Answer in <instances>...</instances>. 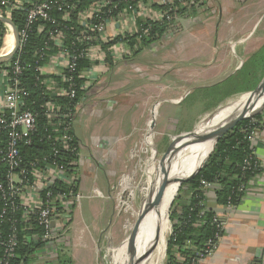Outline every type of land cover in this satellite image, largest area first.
Returning a JSON list of instances; mask_svg holds the SVG:
<instances>
[{
    "label": "built area",
    "instance_id": "obj_1",
    "mask_svg": "<svg viewBox=\"0 0 264 264\" xmlns=\"http://www.w3.org/2000/svg\"><path fill=\"white\" fill-rule=\"evenodd\" d=\"M182 3L184 6H196L198 2L182 0ZM172 4L173 0H0V16L12 20L14 12H26L24 23L18 29L20 44L16 54L7 62L0 63V93L3 100L0 107V199L6 204L0 209V264H10L18 246V234L4 235L2 230L3 222L10 219L11 214L21 212L23 222L34 220L44 228L41 240L45 244L53 245L61 240L65 221L71 216V203L82 197L78 192L76 161L68 164L65 161L68 154L79 152L74 134L77 110L81 104L76 100L77 92L92 89L96 83L94 76L105 69L109 55L115 58L117 53L122 57L124 46L128 48L131 42L130 38H136V43H139L150 36L154 22L171 21L174 18ZM55 11L59 13V18L52 14ZM124 13L126 18H139L142 22L123 32H110L111 27L125 18ZM74 18L77 25L73 24ZM39 21L50 23L51 29L44 46L33 55L34 64L33 61L24 60L22 55L34 30L37 29L39 33L45 31L44 24L37 25ZM5 25L14 35L12 27L7 23ZM69 33L71 40L68 39ZM14 46L15 40L10 47L5 48L3 44L0 54L10 53ZM55 58L59 61L55 67L57 73L53 76L58 78L59 84L50 93H43L46 101L42 108L46 125L56 127L59 135L56 140L48 137L53 142L49 156L26 164L22 147L32 145L39 123L38 114L26 108L29 92L24 87L22 76L25 70L34 68L40 76H44L39 82L41 90L42 85H49L51 80L56 79L51 77L50 80L46 64L40 62ZM82 60L89 65L81 75L85 81L80 83L76 81L75 74ZM255 134V130L248 133L251 144L254 143ZM253 149L255 152L254 144ZM254 158L255 167H260L259 160L256 156ZM246 163L251 165L249 160ZM2 167L7 169L4 177L1 176ZM201 183L205 191L213 188L211 182L202 180ZM232 206L231 203L227 205ZM214 221L222 231L224 222L218 214L214 216ZM216 236L219 238V233ZM208 244L212 247L205 251V256L212 254L217 247L212 239Z\"/></svg>",
    "mask_w": 264,
    "mask_h": 264
},
{
    "label": "rangeland",
    "instance_id": "obj_2",
    "mask_svg": "<svg viewBox=\"0 0 264 264\" xmlns=\"http://www.w3.org/2000/svg\"><path fill=\"white\" fill-rule=\"evenodd\" d=\"M235 1L237 5L233 12H227L228 22L233 21V16L235 21H240L241 28L235 39L248 42L255 52L264 44V0ZM197 2L202 8L200 16L203 20L216 12L217 5H213L212 0ZM195 7L188 11L193 12ZM207 12L209 16L204 17ZM248 20H252L250 30L245 26ZM201 25V30L207 33L205 21ZM173 26L168 29L172 33L170 38H180L182 30ZM235 33L231 32V36ZM156 42L151 48L150 45L145 47L142 43L130 42L128 48L124 46L122 57L117 53L115 58L109 55L111 67H108V74L101 72L92 87V90L100 92L85 97L77 110L76 119L82 120V129L79 128L82 138L92 133L94 139L98 137L107 143L92 163L98 166L97 180L109 188L107 203H101L104 210L108 209V216H86L87 226L83 228L81 242L77 244H81L80 251L73 250L71 230L74 219L69 216L63 227L62 238L65 237L64 244L67 245L60 253V264H81L89 260L90 252L94 264H117L123 245L138 223V214L150 196L152 198L159 191L162 171L176 162L184 141L219 109L257 88L251 89L249 85V90L210 96L208 89L213 85L193 87L207 85L210 81L195 80L188 84V62L176 60L175 56L166 58ZM148 48L155 57L139 56L137 61L133 60ZM170 48L175 49L176 45L172 44ZM215 61V58L207 60L204 67ZM191 87L194 89L189 91ZM90 125L91 130L87 128ZM169 160L171 163L168 165ZM81 162L83 164V159ZM75 166V171H79V159ZM94 192L99 193L97 189ZM173 210L172 204L168 210L167 227L170 228L167 240L172 233Z\"/></svg>",
    "mask_w": 264,
    "mask_h": 264
},
{
    "label": "crops",
    "instance_id": "obj_3",
    "mask_svg": "<svg viewBox=\"0 0 264 264\" xmlns=\"http://www.w3.org/2000/svg\"><path fill=\"white\" fill-rule=\"evenodd\" d=\"M212 1L213 5H217V8L216 12L213 11L214 14L211 17L203 20L200 16L202 8L196 4L193 12L187 11L176 17V22L173 27H179L182 30L180 38L177 36L171 39L172 33L168 30V32L158 40L166 58L175 56L176 60L180 59L186 63L188 62V84L194 83L195 80L202 82L204 80H209V83L212 82V84H199L193 87L211 86L224 81L233 75L244 61L248 60V58L264 46L263 44L255 52H252L253 49L250 47L251 44L248 46V42L242 43L241 41H236L235 38L239 32L238 30L241 28L240 21H235V16H233V21L228 22L230 19L227 16V12H233V9L236 7L237 4L235 0ZM240 10L241 9H239V11ZM209 14L210 13L207 12L204 17L209 16ZM123 17L125 18L118 21L115 26L109 29L110 32H123L130 28H134V26L136 27L142 22L139 18H126L127 15H125V13ZM202 21L206 23V29H208L207 33L201 30ZM246 23L245 26H247L249 30L252 29V20H248V25H246ZM231 32L236 33L234 36H231ZM11 39L12 42L15 40L14 35L7 28L3 43L5 48L11 46ZM156 43L157 42L152 43L149 47L151 48V46ZM172 44L176 45L175 49L170 48ZM221 52H223L222 57ZM153 53L154 52L149 49L141 55H136L133 60L137 61L140 57L145 56L153 58L155 57ZM214 58L216 59L214 64L207 68L204 67L207 60H214ZM58 61V58H55L46 64V73H48L50 80L51 77L56 79V76L53 75L57 73L55 67ZM109 66L110 63L107 62L105 69L101 67L104 75L106 73L108 74L107 70H109ZM99 74L94 76L96 82L99 79ZM58 81V78L56 81L51 80L49 84L51 90L55 89V85L59 84ZM192 89L194 88L191 87V89L188 90L192 91ZM99 92L98 90L96 92L94 89H91L89 92H84L81 103L88 95H94ZM2 101V94L0 93V107L3 103ZM260 114L261 123L260 127L255 130L256 134L253 144L255 147V155L259 160L262 171L252 180V183L249 184L241 202L232 207L217 203L214 188L206 190V206L208 209L214 210L219 215L220 219L223 220L224 229L222 236L219 237L214 252L201 258L198 264H264V112ZM76 120L74 124V134L79 145V171H76V176L78 179V192L82 194V197L71 203V216L74 219L71 236L74 240L73 250L80 251L81 244L78 246L77 244L81 242L82 230L87 226V219L85 220L86 216H108V209L104 210L101 203H107L109 188L107 184L103 183L101 180H97L96 171L98 166L92 163L94 157L96 158L97 154L101 153L107 143L106 141L101 142V139L98 137L94 139L92 133L82 138L80 133V129H82V120ZM87 128L91 130L90 128H92V126L90 125ZM82 159L83 164L81 162ZM96 189L99 191L98 194L94 192ZM169 228L170 226L167 227L165 235L166 245L163 256L165 260L163 264L166 262L167 235L169 233ZM62 239L63 241L60 240L61 243L60 241L53 245L44 243V245L36 248L24 264H60V253H62L63 246L67 245L66 243L64 244L65 237ZM88 257L89 260L81 264H94L91 252ZM163 259L160 261L161 263Z\"/></svg>",
    "mask_w": 264,
    "mask_h": 264
},
{
    "label": "trees",
    "instance_id": "obj_4",
    "mask_svg": "<svg viewBox=\"0 0 264 264\" xmlns=\"http://www.w3.org/2000/svg\"><path fill=\"white\" fill-rule=\"evenodd\" d=\"M193 7L195 6H184L182 0H173L171 13L174 18L171 21L154 22L150 36L144 37L139 43L147 47L158 41L172 25H175V17ZM52 14L58 18L60 17L56 11L52 12ZM25 16L26 12L24 10L13 13L12 21L18 29L22 27ZM73 21V24L77 25L75 18ZM42 24L45 25V31L39 33L35 29L29 42L23 48V59L33 61L34 64L33 55L37 49L44 46L48 32L51 29L50 23L37 22V25ZM6 29L5 23L0 21V49L4 43ZM68 37L71 40L72 36L70 33ZM130 41L133 44L137 40L136 38H130ZM47 62H40V64L45 65ZM108 62L110 63V59H108ZM88 65L87 61H80L79 70L75 74L77 82L83 83L85 81L81 75ZM262 77H264V47L248 58L240 70L224 81L210 87L208 89L210 91L209 95L218 94L221 96L238 90H249V85H251V89L256 88ZM43 78L44 76H40L34 68L25 70L22 76L24 87L29 92V97L26 98V108L38 114L39 123V130L33 136L32 145L22 147V155L26 164L42 156H49L53 142L48 137L52 136V140H56L59 135L56 127L46 125L42 108L46 97L43 93H50L51 88L49 85H42L43 90L39 89V82ZM83 94L84 92L81 90L77 92V102H81ZM260 123V113L253 118H246L239 122L218 142L206 164L202 166L209 153L201 157L198 165L188 175V179L183 183L180 190V192H184H179L173 203L174 210L171 220L174 223L172 233L167 242L165 264H198L200 259L205 256V251L212 247L208 244V241L212 239L216 243L218 242L219 238H217L216 234L219 233L221 237L223 230L219 231L218 223L214 221V216L217 213L206 206V191L201 182L205 180L213 183L218 204L224 206L229 203L232 205L239 204L246 193L249 182L255 179L262 171L261 167H255L254 157L256 155L253 144L248 140V133L258 129ZM78 157L79 155L76 151L74 154H68L65 161L68 164L70 161H77ZM246 160L251 162L250 166L246 163ZM6 171V168H1L2 177L5 176ZM242 187L244 188L241 189ZM3 207H6V204L0 199V209ZM10 219L7 218L3 222V234L7 235L16 232L19 239L16 255L10 264H24L36 248L44 245L45 242L41 240L44 228L34 220L23 222L21 220V212L11 214ZM12 220H16V222L13 223ZM202 254L204 256H201ZM1 255L2 248L0 247V257Z\"/></svg>",
    "mask_w": 264,
    "mask_h": 264
},
{
    "label": "bare ground",
    "instance_id": "obj_5",
    "mask_svg": "<svg viewBox=\"0 0 264 264\" xmlns=\"http://www.w3.org/2000/svg\"><path fill=\"white\" fill-rule=\"evenodd\" d=\"M264 104V88L254 94L246 93L219 109L211 118L202 122L197 134L185 140L179 149L176 162L161 175L158 192L149 200L145 217L140 225L136 241L128 246V240L122 247L117 264H160L165 251V235L168 223V210L178 188L179 179L188 176L200 158L211 149L214 130L222 121L231 125L245 109L258 108ZM205 122V123H204ZM193 147L195 149L193 150ZM154 187V186H153ZM151 200V201H150Z\"/></svg>",
    "mask_w": 264,
    "mask_h": 264
},
{
    "label": "water",
    "instance_id": "obj_6",
    "mask_svg": "<svg viewBox=\"0 0 264 264\" xmlns=\"http://www.w3.org/2000/svg\"><path fill=\"white\" fill-rule=\"evenodd\" d=\"M0 21L9 24L12 27V30H13V33H14V37H15V46H14L13 50L10 53H8V54H0V63H2V62H5V61H8V60H10V59H12L14 57V55L16 54V52H17V50L19 48L20 36H19V30H18L17 26L14 24V22L10 18H7L5 16H0ZM240 67L238 69H240ZM263 88H264V79L257 86V88L254 91L251 92V95H254V94L260 92ZM263 110H264V104L262 106L258 107V108L245 109L244 111L241 112L240 116L231 125L226 126V123L228 122V119H227V121L226 120L222 121L219 125H217V127L214 130V136H213V140H212V144H211V149L209 151V154L207 156L206 161L202 164V166H204L206 164V162L208 161V159L210 157V154L213 152V150L215 149L216 145L223 138V136H225L230 130H232L242 120H244L246 118H253L255 115L263 112ZM197 133H198L197 130L194 131L186 140H188L190 138H193ZM170 161L171 160H169L168 165L171 163ZM168 170L169 169L167 167L164 168V170L162 171L163 177H164V175L166 173H168ZM188 177L189 176H186L185 178L179 179V180L176 181V182H178V188H177L175 196L172 199L171 205L176 200V198H177V196H178V194H179V192H180V190L182 188L183 183L188 179ZM149 204L150 203H149V200H148L144 204L143 209H142L141 213L139 214V220H138V223L135 226V230H134L133 234L128 239V246L129 247L137 239L140 225H141V223H142V221H143V219L145 217L146 209L149 206ZM171 205H170V207H171Z\"/></svg>",
    "mask_w": 264,
    "mask_h": 264
}]
</instances>
